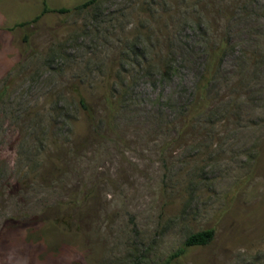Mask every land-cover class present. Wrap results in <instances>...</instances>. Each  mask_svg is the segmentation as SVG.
Listing matches in <instances>:
<instances>
[{
	"label": "rangeland",
	"instance_id": "obj_1",
	"mask_svg": "<svg viewBox=\"0 0 264 264\" xmlns=\"http://www.w3.org/2000/svg\"><path fill=\"white\" fill-rule=\"evenodd\" d=\"M43 2L0 0V264H264V0Z\"/></svg>",
	"mask_w": 264,
	"mask_h": 264
},
{
	"label": "trees",
	"instance_id": "obj_2",
	"mask_svg": "<svg viewBox=\"0 0 264 264\" xmlns=\"http://www.w3.org/2000/svg\"><path fill=\"white\" fill-rule=\"evenodd\" d=\"M43 1H44L43 2L44 7H43V10H42L40 15H42L48 11L69 12V11L76 10V9H86V8H89L92 5H94L98 0H88V1L84 2L83 4L76 6L74 9L49 8L46 5V1L45 0H43ZM40 15L36 16L35 19L39 18ZM219 52L220 51H213V53H211V55L209 57V61H208V65H209L208 70H210V68H211L210 66L213 65L214 62H216V59H217V56L219 55ZM80 102H81V105L83 106L84 110L87 113H90V108L88 107L85 99L81 97ZM90 115H91V113H90ZM214 234H215L214 229H205V230L199 231L197 233H193L187 238V240L185 242V246L187 247V246H196V245H206L213 240ZM184 250H185V248L179 250L178 253H182Z\"/></svg>",
	"mask_w": 264,
	"mask_h": 264
}]
</instances>
